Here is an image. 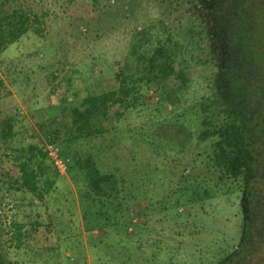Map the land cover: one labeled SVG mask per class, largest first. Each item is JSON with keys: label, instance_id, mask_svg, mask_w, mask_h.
Instances as JSON below:
<instances>
[{"label": "rangeland", "instance_id": "rangeland-1", "mask_svg": "<svg viewBox=\"0 0 264 264\" xmlns=\"http://www.w3.org/2000/svg\"><path fill=\"white\" fill-rule=\"evenodd\" d=\"M0 3L36 14L40 23L35 27L43 31L42 35L27 34L0 53V118L17 113L18 136L25 135L26 143L30 134L47 145L46 151L61 152V146L55 147L47 138L53 130L64 129L60 101L74 93L85 97L87 88L98 82L95 79L107 86L119 73L133 74L139 62L137 56L131 57L130 45L141 34L146 42L142 49L137 44L138 52L152 54L157 42L166 38L164 28L169 29L170 36L185 46L181 60L187 80L183 85L176 77L169 78L160 92L157 86L144 87L140 92L146 104L128 111L116 131L81 142L71 151L87 153L106 172L130 163L127 159L132 156L161 169L158 176L165 181H155L156 200L151 203L147 195H141L144 199L131 212L136 229L88 230L82 203L86 186L78 185L82 182L68 170L65 174L48 171L39 182L41 199L33 194L13 195L0 181V264H217L234 252L241 240L247 198L240 183L219 178L208 161V145L198 140L200 122L191 117L197 99L208 97L214 86L212 31L204 28L202 32L199 21L207 5L199 0ZM244 3L261 9L257 43L264 49V0ZM241 16L232 20L237 30L243 28ZM202 39L198 50L195 43ZM254 101L249 135L261 178L254 198L260 205L251 229L254 251L241 256L242 264H264V98L257 95ZM53 163L49 153L44 167ZM185 185L190 189H183ZM196 187L209 189L210 197L195 199ZM181 195L185 200L177 206ZM161 199L167 201L161 203ZM12 221L25 227L20 248Z\"/></svg>", "mask_w": 264, "mask_h": 264}, {"label": "trees", "instance_id": "trees-1", "mask_svg": "<svg viewBox=\"0 0 264 264\" xmlns=\"http://www.w3.org/2000/svg\"><path fill=\"white\" fill-rule=\"evenodd\" d=\"M199 1L208 8L199 21L202 32L204 28L212 31L209 33L213 37L209 50L216 62V70L214 86L208 97L197 99L191 117L200 122L198 140L208 145V161L219 172V178L240 183L247 198L241 240L234 252L217 263L242 264L241 256H249L254 251L251 229L258 218V214L254 216V213L260 205L254 199L258 195V180L261 178L257 177L259 169L251 150L249 128L255 97L261 95L264 98V61L261 60L264 49L258 47L256 28L262 14L259 8L245 5L243 0H240V4H235L234 0ZM218 13L222 14L215 17ZM238 15H242L240 26L243 28L240 30L232 24ZM38 23L40 20L36 14L12 6L7 8L5 3H0V53L31 32L42 35L43 31L35 27ZM164 33L166 38L157 42L152 54L140 55L138 52L137 44L140 43L142 49L146 42L142 34L139 41L132 40L130 55L137 56L139 62L133 74L119 73L113 82H107V86L100 79H95L98 82L87 88L85 97L79 98L74 93L71 99L66 96L58 105L65 119L64 129L50 132L47 135L48 142L55 147L61 146L62 151L58 149V154L67 162L68 172L75 173L73 178L82 182L78 185L86 186L82 203L86 206L84 220L90 224V231H104L110 227L125 230L130 226L136 229V224L131 223L134 206L146 195L148 202H154L155 181H165V178L158 176L161 172L159 167L150 162L140 163L137 157L127 159L130 163L125 159L126 164H117L119 158L116 155L114 171L106 172L96 166L87 153L82 156L78 152H71L81 142L87 144L116 131L128 111L146 104L140 92L144 87L148 90L157 86L160 92L163 90L162 83L172 77L186 84V72L182 70L181 60L185 46L170 36L169 29L164 28ZM203 42L204 39L195 43L198 50L202 49ZM18 118L17 113L0 118V181L13 195L26 197L33 194L41 199L43 192L39 189V182L48 175L50 169L57 171V168L54 163L53 166L44 167L48 158L46 144L42 145L38 138L30 134H26L29 143L25 142V135L22 138L18 136ZM150 144L149 150L152 152L154 145ZM4 157L7 161L3 160ZM52 185L53 181H50L48 186ZM183 189L188 190L190 187L185 185ZM183 189L176 191V194L183 193ZM208 190L194 188V198H209ZM184 200L181 195L175 204L178 206ZM163 201L167 199H161V203ZM12 225L16 246L20 248L25 227L16 221H12ZM258 254L261 257L263 255L262 252Z\"/></svg>", "mask_w": 264, "mask_h": 264}, {"label": "built area", "instance_id": "built-area-1", "mask_svg": "<svg viewBox=\"0 0 264 264\" xmlns=\"http://www.w3.org/2000/svg\"><path fill=\"white\" fill-rule=\"evenodd\" d=\"M49 151V152H48ZM47 152L50 153L51 156H53V159L55 160V167L57 168L58 172L61 174H65L68 170L67 162H65L63 159L59 158V155H57L52 151V149H49ZM58 152V151H56Z\"/></svg>", "mask_w": 264, "mask_h": 264}, {"label": "flooded vegetation", "instance_id": "flooded-vegetation-1", "mask_svg": "<svg viewBox=\"0 0 264 264\" xmlns=\"http://www.w3.org/2000/svg\"><path fill=\"white\" fill-rule=\"evenodd\" d=\"M245 0H243L244 2ZM235 4H240V0H234ZM261 10V9H260Z\"/></svg>", "mask_w": 264, "mask_h": 264}]
</instances>
